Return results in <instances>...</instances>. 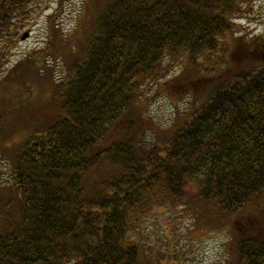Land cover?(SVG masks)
<instances>
[{
  "label": "trees",
  "instance_id": "16d2710c",
  "mask_svg": "<svg viewBox=\"0 0 264 264\" xmlns=\"http://www.w3.org/2000/svg\"><path fill=\"white\" fill-rule=\"evenodd\" d=\"M249 1L83 0L9 70L44 0H0V264H161L137 231L160 209L166 251L188 221L186 237L227 233L222 264H264V34L235 21ZM161 96L172 119L151 113Z\"/></svg>",
  "mask_w": 264,
  "mask_h": 264
},
{
  "label": "rangeland",
  "instance_id": "374dc122",
  "mask_svg": "<svg viewBox=\"0 0 264 264\" xmlns=\"http://www.w3.org/2000/svg\"><path fill=\"white\" fill-rule=\"evenodd\" d=\"M83 0H44L43 8L39 14L28 23V27L22 30V33L28 31L30 33L29 38L17 45L14 55L10 57V67L15 66L19 61L23 60L25 55L32 51H39L46 46L47 40V15L52 14L55 11H59L55 21L58 23L65 31H70L74 27L76 15L81 7ZM239 26L240 32L250 38L256 34H264V0H250L244 7L242 14L238 19L235 20ZM37 54L32 53L33 58ZM51 65L54 66L53 60L49 58ZM16 63V64H15ZM45 62L42 61V65ZM13 66V67H14ZM35 74L40 73L39 67H34ZM60 69H55V75L59 76L58 73ZM151 113L157 120H167L168 118L174 117V105L172 100H168L164 96L159 97L154 101ZM31 104L27 105L29 109ZM183 107V104L180 105ZM9 148V147H8ZM9 168L4 159L0 158V186H5L8 184ZM165 209L154 210L149 213L145 219L146 224L143 226H148V232L144 234L147 236L148 241L151 242L155 249L164 248L163 244L168 238V231L173 230V227H169L167 224L174 220V215L172 212H166ZM189 222L184 221L182 227L187 228ZM178 228V227H176ZM176 232H179L176 230ZM155 231L156 233H150ZM219 235V236H218ZM217 236H211L207 239H200L196 241L195 248L197 260L193 264H213L217 261L220 255V244L224 236L218 234ZM193 248L191 249V252ZM190 256V254H189ZM189 264L188 259L184 264ZM191 264V263H190Z\"/></svg>",
  "mask_w": 264,
  "mask_h": 264
},
{
  "label": "water",
  "instance_id": "95a60500",
  "mask_svg": "<svg viewBox=\"0 0 264 264\" xmlns=\"http://www.w3.org/2000/svg\"><path fill=\"white\" fill-rule=\"evenodd\" d=\"M25 35H27V34H25ZM25 35H24V36H25ZM24 36H23V38H24Z\"/></svg>",
  "mask_w": 264,
  "mask_h": 264
}]
</instances>
